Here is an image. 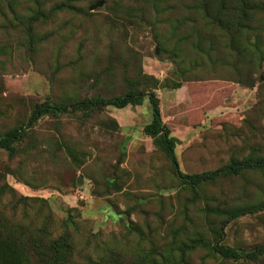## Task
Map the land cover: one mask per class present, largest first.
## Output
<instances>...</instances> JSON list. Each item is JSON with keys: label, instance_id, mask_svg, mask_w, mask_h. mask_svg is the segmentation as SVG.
I'll return each mask as SVG.
<instances>
[{"label": "rangeland", "instance_id": "374dc122", "mask_svg": "<svg viewBox=\"0 0 264 264\" xmlns=\"http://www.w3.org/2000/svg\"><path fill=\"white\" fill-rule=\"evenodd\" d=\"M260 76L264 0H0V135L36 103L152 91L180 172H212L264 160ZM150 114H47L0 148V239L65 237L67 264H264L212 249L264 246V211L225 221L264 202V169L180 186Z\"/></svg>", "mask_w": 264, "mask_h": 264}, {"label": "trees", "instance_id": "16d2710c", "mask_svg": "<svg viewBox=\"0 0 264 264\" xmlns=\"http://www.w3.org/2000/svg\"><path fill=\"white\" fill-rule=\"evenodd\" d=\"M65 7L70 8V6ZM143 96H146L151 113L150 121L143 127V132L163 149L171 170L180 186H195L200 182L212 181L222 175H237L242 170L264 169V160H249L207 173L195 175L181 173L178 169L173 151L177 140L169 135L168 129L162 124L159 115V100L152 91L148 92L146 95L129 91L112 98H83L71 104L50 105L46 101L36 103L32 106L24 124H19L0 135V148L10 150L11 144L15 141H20L27 129L44 115L89 112L101 110L107 106L120 109L127 105H139ZM259 211H264V202L258 206L233 212L227 216L225 221L229 222L244 214L256 213ZM223 227L224 223L219 227L217 235L218 240L222 237ZM69 249L70 244L67 238H52L48 233L38 238H33L25 235L23 232H19L14 234L10 241L8 235L0 239V258L5 261L6 264H67L70 255ZM212 249L219 255L224 256V258L232 260L240 257L245 259H257L264 256V246L255 248L248 253L238 252L218 244Z\"/></svg>", "mask_w": 264, "mask_h": 264}, {"label": "water", "instance_id": "95a60500", "mask_svg": "<svg viewBox=\"0 0 264 264\" xmlns=\"http://www.w3.org/2000/svg\"><path fill=\"white\" fill-rule=\"evenodd\" d=\"M96 5H98V3H96L94 6H96ZM94 6L91 7V8H94ZM259 78H260V80H263L264 81V76H260Z\"/></svg>", "mask_w": 264, "mask_h": 264}]
</instances>
